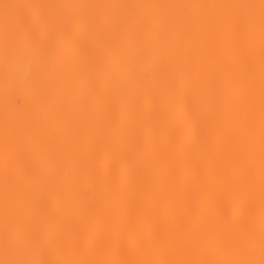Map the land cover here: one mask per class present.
<instances>
[{
    "label": "bare ground",
    "instance_id": "bare-ground-1",
    "mask_svg": "<svg viewBox=\"0 0 264 264\" xmlns=\"http://www.w3.org/2000/svg\"><path fill=\"white\" fill-rule=\"evenodd\" d=\"M0 264H264V0H0Z\"/></svg>",
    "mask_w": 264,
    "mask_h": 264
}]
</instances>
